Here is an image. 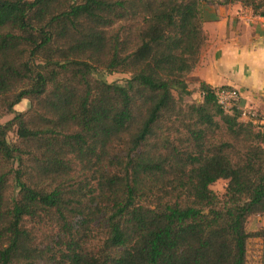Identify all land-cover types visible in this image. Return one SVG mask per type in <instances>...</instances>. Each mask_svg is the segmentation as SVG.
<instances>
[{
	"label": "trees",
	"instance_id": "trees-1",
	"mask_svg": "<svg viewBox=\"0 0 264 264\" xmlns=\"http://www.w3.org/2000/svg\"><path fill=\"white\" fill-rule=\"evenodd\" d=\"M237 3L264 16V0H0V264H247L264 130L191 76L203 6Z\"/></svg>",
	"mask_w": 264,
	"mask_h": 264
},
{
	"label": "crops",
	"instance_id": "crops-1",
	"mask_svg": "<svg viewBox=\"0 0 264 264\" xmlns=\"http://www.w3.org/2000/svg\"><path fill=\"white\" fill-rule=\"evenodd\" d=\"M203 28L206 41L191 76L215 89H236L237 110L253 113L240 120L264 130V16L239 3L205 4Z\"/></svg>",
	"mask_w": 264,
	"mask_h": 264
},
{
	"label": "rangeland",
	"instance_id": "rangeland-1",
	"mask_svg": "<svg viewBox=\"0 0 264 264\" xmlns=\"http://www.w3.org/2000/svg\"><path fill=\"white\" fill-rule=\"evenodd\" d=\"M95 75L99 78L104 79L105 81L109 83H117L119 85H125L127 82V79L129 78L128 73H122V72L109 73V72L102 71V72H96ZM194 83H196L194 79L189 83V90L191 91V94L187 96H183L182 101L184 103L200 102L202 100V97L200 98L199 95L197 94V92H199L198 87H194L195 85ZM175 95L178 98L177 93H175ZM28 104H29L28 100L23 99L15 106V110L18 112L25 111L28 108ZM12 117H13V114L6 115L1 119V122L5 123L8 120H10ZM7 137L9 141H15L16 131L15 130L10 131ZM227 182L228 181L226 179H218L215 183L211 185V189L218 196L221 197L225 191ZM263 225H264L263 217L254 215L250 217V219L248 220L246 224V229L249 232H253ZM263 251H264V241L260 238L251 237L248 240L247 264H261Z\"/></svg>",
	"mask_w": 264,
	"mask_h": 264
},
{
	"label": "built area",
	"instance_id": "built-area-1",
	"mask_svg": "<svg viewBox=\"0 0 264 264\" xmlns=\"http://www.w3.org/2000/svg\"><path fill=\"white\" fill-rule=\"evenodd\" d=\"M217 102L227 112L234 108L238 109L239 93L234 88L220 87L216 89ZM240 118H251L253 113L250 111H240Z\"/></svg>",
	"mask_w": 264,
	"mask_h": 264
}]
</instances>
